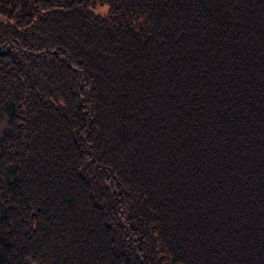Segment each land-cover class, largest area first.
Segmentation results:
<instances>
[{
  "label": "trees",
  "instance_id": "16d2710c",
  "mask_svg": "<svg viewBox=\"0 0 264 264\" xmlns=\"http://www.w3.org/2000/svg\"><path fill=\"white\" fill-rule=\"evenodd\" d=\"M0 264H264V0H0Z\"/></svg>",
  "mask_w": 264,
  "mask_h": 264
},
{
  "label": "rangeland",
  "instance_id": "374dc122",
  "mask_svg": "<svg viewBox=\"0 0 264 264\" xmlns=\"http://www.w3.org/2000/svg\"><path fill=\"white\" fill-rule=\"evenodd\" d=\"M105 11H106V9H105V8H101V7L97 8V9L95 10V12H96L97 14H99V15H103V14L105 13Z\"/></svg>",
  "mask_w": 264,
  "mask_h": 264
}]
</instances>
